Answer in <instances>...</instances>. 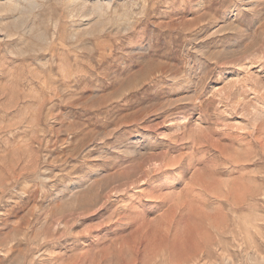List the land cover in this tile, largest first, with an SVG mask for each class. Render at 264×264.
<instances>
[{
    "label": "rangeland",
    "instance_id": "obj_1",
    "mask_svg": "<svg viewBox=\"0 0 264 264\" xmlns=\"http://www.w3.org/2000/svg\"><path fill=\"white\" fill-rule=\"evenodd\" d=\"M130 263L264 264V0H0V264Z\"/></svg>",
    "mask_w": 264,
    "mask_h": 264
},
{
    "label": "bare ground",
    "instance_id": "obj_2",
    "mask_svg": "<svg viewBox=\"0 0 264 264\" xmlns=\"http://www.w3.org/2000/svg\"><path fill=\"white\" fill-rule=\"evenodd\" d=\"M81 1V0H80ZM76 2V1H75ZM97 5V4H96ZM85 6V5H84ZM98 7V6H97ZM100 7V6H99ZM78 8V7H77ZM87 9V8H86ZM105 21H107V20H105ZM94 23V22H93ZM107 23V22H106ZM22 25V24H21ZM106 25V24H105ZM101 26V25H100ZM99 28V27H98ZM84 33V32H83ZM88 33V32H87ZM42 38V37H41ZM141 70V69H140ZM121 72H123V71H121ZM136 75V74H135ZM116 94H118V93H116ZM150 95V94H149ZM137 123V122H136ZM124 131V130H123ZM87 132V131H86ZM85 132V133H86ZM95 134V133H94ZM170 140V139H169ZM115 147V146H114ZM172 160V159H171ZM169 161H170V159H169ZM160 162V161H159ZM165 162V161H164ZM146 163H148V162H146ZM152 163V162H151ZM162 163V162H161ZM174 163V162H173ZM137 164V163H136ZM165 165H166V163H164ZM170 164V163H169ZM138 166V165H137ZM141 165L139 164V167H140ZM155 165H153V167H154ZM174 166V165H173ZM148 167V166H147ZM150 167V166H149ZM157 167V166H156ZM155 167V168H156ZM159 168V166L157 167V169ZM134 169V168H133ZM144 169V168H143ZM146 169V168H145ZM144 169V170H145ZM148 169V168H147ZM146 169V170H147ZM138 170H140V169H138ZM124 171V170H123ZM128 171V170H127ZM129 172V171H128ZM133 172H134V170H133ZM138 172V171H137ZM137 172L135 173V174H137ZM140 172H141V170H140ZM143 172V171H142ZM120 173V172H119ZM122 173H124V172H122ZM126 173V172H125ZM144 173V172H143ZM128 173H126V175H127ZM131 174V173H130ZM139 174H141V173H138V176H140ZM123 174H121V176H122ZM118 176H119V174H118ZM131 176H133V174L131 175ZM130 176V177H131ZM135 176V175H134ZM123 177V176H122ZM134 179L136 178V177H133ZM119 179V178H118ZM138 180H139V177L137 178ZM128 181V180H127ZM132 181V180H131ZM113 182V181H112ZM122 183H123V181H121ZM138 182H140V181H138ZM142 182V181H141ZM117 183V182H116ZM120 183V182H119ZM121 184V183H120ZM128 184H129V181H128ZM137 184V183H136ZM113 185H115L114 183H113ZM119 185V184H118ZM117 187V185L114 187V188H116ZM151 187V186H150ZM104 189V188H103ZM111 189H113L112 187H111ZM118 189V188H117ZM117 189H115V190H117ZM119 189H120V187H119ZM122 190H123V188H122ZM121 191V190H120ZM103 200V199H102ZM100 203V202H99ZM132 206V205H131ZM129 209V208H128ZM133 209V208H132ZM129 216V215H128ZM121 246V245H120ZM161 248V247H160ZM138 253V252H137ZM179 253V252H178ZM185 257V255L183 256V258ZM188 259V258H187ZM172 263V262H171ZM131 264V263H130ZM179 264V263H178Z\"/></svg>",
    "mask_w": 264,
    "mask_h": 264
}]
</instances>
